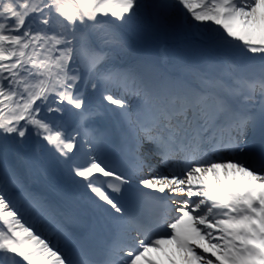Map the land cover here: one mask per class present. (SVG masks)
<instances>
[{
    "label": "snow or ice",
    "instance_id": "obj_1",
    "mask_svg": "<svg viewBox=\"0 0 264 264\" xmlns=\"http://www.w3.org/2000/svg\"><path fill=\"white\" fill-rule=\"evenodd\" d=\"M0 264H264V0H0Z\"/></svg>",
    "mask_w": 264,
    "mask_h": 264
},
{
    "label": "bare ground",
    "instance_id": "obj_2",
    "mask_svg": "<svg viewBox=\"0 0 264 264\" xmlns=\"http://www.w3.org/2000/svg\"><path fill=\"white\" fill-rule=\"evenodd\" d=\"M17 164H19L21 167H24V161L22 159H17L16 161ZM33 189L41 194L48 195L51 198H58L59 195L62 194V190L65 187V181L63 180L62 177H58V179L53 182L49 179L45 178H30L29 181Z\"/></svg>",
    "mask_w": 264,
    "mask_h": 264
}]
</instances>
